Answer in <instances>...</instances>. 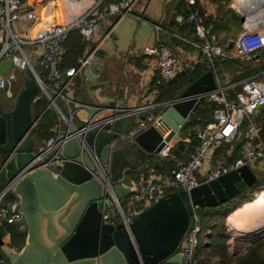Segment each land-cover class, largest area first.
I'll return each mask as SVG.
<instances>
[{
  "label": "water",
  "instance_id": "water-1",
  "mask_svg": "<svg viewBox=\"0 0 264 264\" xmlns=\"http://www.w3.org/2000/svg\"><path fill=\"white\" fill-rule=\"evenodd\" d=\"M162 36L166 42L164 31ZM95 60L96 55L90 58L83 75L89 76ZM13 66L11 59H3L0 75ZM99 72L117 76L106 65ZM97 78L85 87L87 95L77 92L70 98L66 126L61 121L55 126L61 162L54 165L52 155L44 154L45 145L35 147L32 131L39 122L32 102L39 85L32 70L14 104L2 102L0 159L8 180L3 192L12 190L17 197L3 205L20 213L26 232L19 248L0 240L10 264H184L179 248L194 208L233 201L258 181L250 166L240 167L214 179L203 177L190 191L169 192L133 213L130 231L121 221H105L113 199L103 180L110 181L119 198L131 194L124 184L128 171H144L145 161L160 154L167 142L186 136L182 126L219 83L213 70L206 71L174 99L159 102L150 119L129 105V93L120 97L121 83L108 93L109 81ZM97 85H104L100 92L92 89ZM8 95L13 96L11 86Z\"/></svg>",
  "mask_w": 264,
  "mask_h": 264
},
{
  "label": "built area",
  "instance_id": "built-area-1",
  "mask_svg": "<svg viewBox=\"0 0 264 264\" xmlns=\"http://www.w3.org/2000/svg\"><path fill=\"white\" fill-rule=\"evenodd\" d=\"M135 1L111 0L104 9H101L98 4L88 13L68 24L58 23L52 28L38 30L34 37H26L14 30V26L25 18L34 22L38 14L36 7H26L25 0H0V62L8 58L14 63L7 74L0 75V90L6 89L10 82L16 80L17 70H32L39 89L48 98L49 106L55 109L59 121H67L68 117L58 101L63 99L70 106V97L66 95V89L73 78L89 62V56L85 53L79 58L76 66L69 68L66 73L62 71L60 62L63 44L69 32L78 29L84 37H89L97 30L102 17L122 16L131 13ZM188 3L191 5L188 15L180 13L176 19L194 26L195 38L188 41L212 64L228 59H251L254 55L264 51V27L260 28L259 24L250 26L245 22V29L234 41L233 46L227 50L217 42L209 40L210 29L206 25L204 13L197 5V0H188ZM157 29L162 28L157 26ZM178 36L181 37V35ZM32 45L37 46L40 50L37 66L33 63L31 53L26 48ZM146 51L158 56L159 77L156 80V86L172 81L177 74L179 64V57L173 46L167 42H160L147 47ZM240 84L241 88L236 91L234 97L229 96V88L224 85L208 93L207 98L216 103V107L212 111V120L196 129L199 143L191 152L189 159L156 177L142 176L135 181L131 186L132 193L124 197L129 213L123 208L121 198L118 197L110 181L103 180L109 197L113 199V206L104 213L103 219L115 223L121 221L130 231L133 213L142 211L171 191L178 189L190 191L199 186L201 178L198 173L204 168H207L205 177L210 180L240 167H251L253 163L263 158L264 144L257 142L260 137L259 127L252 120L251 115L264 107V71L242 80ZM155 107V103H150L137 108V110L144 113ZM152 116L149 118L151 119ZM243 126H245L247 134L241 143L240 157L232 159L231 155L227 153L215 156L213 151L217 147L233 143L240 138ZM167 143L162 148L161 154L169 152L170 146ZM44 148L45 155H52V165L61 162V146L57 142L56 136L47 139ZM1 171H3L2 168ZM5 194L6 192H2L0 201ZM198 209V206L194 208L190 226L179 248L184 256V264H198L196 253L203 231L202 218ZM0 217L24 228V225L19 223L20 213L9 206L1 207ZM209 233L210 231L207 232V234ZM260 233L264 234V232ZM7 235L9 238L11 237L10 232Z\"/></svg>",
  "mask_w": 264,
  "mask_h": 264
},
{
  "label": "crops",
  "instance_id": "crops-1",
  "mask_svg": "<svg viewBox=\"0 0 264 264\" xmlns=\"http://www.w3.org/2000/svg\"><path fill=\"white\" fill-rule=\"evenodd\" d=\"M109 1L111 0H25L26 7H36L38 12L37 18L34 22L26 18L17 22L14 26V30L22 36L32 37L35 36L38 30L52 28L58 23L68 24L74 19L88 13L89 10L98 4L101 9H104ZM179 2L180 0H136L134 9L131 13L122 16L108 15L102 17L99 21L97 30L89 37H84L81 33L80 36L76 31L70 35L68 34V37L63 44V53L60 62V66L63 64L61 69L64 73H66L69 68L76 66L79 58L85 53L88 54L89 61L90 58L95 55L96 60L94 61L92 70L89 71V76L83 75V69L73 78L68 89H66V95L70 98L77 92L87 95L85 87L92 84L90 83L91 78L93 77L96 79L100 74L99 69L106 65V67L114 68L117 71V76L109 78L105 73H101L97 79L109 81V89L106 90L108 93L114 92V86L118 82L121 83L120 97L125 98L129 93L128 102L131 107L139 108L150 103H155L157 105L159 103V101H157L159 95L165 96L166 98L163 99L165 101H168L169 99L172 100L176 95L173 90L184 83L189 75L194 74L196 70L203 72L212 64L190 43V41H188L195 38L193 27L187 22L176 21L175 17L180 14V12L177 11ZM185 2L187 7L191 8L188 5V0H185ZM198 2L201 6L199 7L206 17V25L210 29L209 40L217 42L227 50L230 49L233 46L234 41L245 29L244 23L249 20L248 15L242 11L243 9H241L243 8V1L231 0L228 2V0H199ZM237 2H239L240 5ZM157 26H160L162 29L158 30ZM241 26L242 29L238 30V27ZM162 31L165 32L166 42L170 43L175 49L179 57V64L173 82L159 88V86H156V80L159 77L158 56L156 54H149L146 51V48L164 42ZM178 35H181V37ZM79 37H82L83 42L85 43L83 54L78 57L74 56V62H72L73 59L69 58L64 62V56L68 51L65 44L67 43L69 46H75L72 49L75 51L77 49V39ZM29 49L31 51V59L37 66L40 50L35 45L29 46ZM87 49H89V53H87ZM251 59L253 60L252 62H254V67L256 66L255 68L263 67L264 54L259 59ZM232 61L233 60L228 59L226 61H219L212 64L216 66V71H213L219 86H227L229 88L228 94L230 97L235 96L237 85L241 82H234L233 79L241 75L243 72L242 70H238L237 67H234L235 65H231L230 63ZM86 66L84 68H86ZM234 71H236V73L233 74ZM27 72L29 71L17 70L16 80L12 81L11 85L9 83L6 89L0 90L1 100H5L9 96L8 91L11 86L13 96L10 97V103L12 105L14 104L20 91L24 88ZM103 87L104 85H97L92 86V89L96 90V92H100ZM60 102L63 103L67 109V112L64 111L66 115H69L70 106L63 99H61ZM209 102L212 101L209 98H206L198 107L196 116L190 117L182 126V131L186 133V136L172 138L167 143V145L170 146V150L167 154L160 153L145 161L146 168L144 171H140V177L146 176L152 178L161 173L168 172L170 169L169 165L163 166L161 169H158L157 167L158 164H161L160 162L163 163V160H172L174 166H176L189 159L190 154L193 151L191 150L193 149L191 148V143L193 140L197 141L196 129L203 126L201 125V122L204 117H211L212 115L211 111H206L203 113V117L199 116L200 110H204L206 103ZM32 111L34 115L33 107ZM155 112L156 111L152 109L145 113L148 116H151L154 115ZM251 118L259 127L260 137L257 139V142L264 144V138H262V131L264 130V107L252 114ZM61 124L62 127H65L67 123L66 121H61ZM246 134L247 132L244 127L241 130L240 138L238 140L217 147L213 151V154L217 156L221 153H227L231 155L232 159L239 158L241 155V143ZM34 138L35 147L44 146L46 144L47 140H41L36 137ZM182 143L185 144V149L180 150L178 147ZM2 165L3 161L0 159V169L2 168ZM251 168L257 175L258 180L264 179V157L253 163ZM206 173L207 168H204L198 173V176L203 178ZM138 179L128 174L124 184L131 188L133 183ZM263 186L264 183L261 187L263 188ZM261 191H256V194L254 192L255 197ZM261 198H264V194ZM259 202L260 201L258 200L257 203L248 210L244 218ZM231 228L232 227L228 226L229 230H231ZM22 229L25 230V227ZM8 233L9 232H7L1 239L10 245L9 241L11 240V237H8ZM205 242L207 243L208 240H205Z\"/></svg>",
  "mask_w": 264,
  "mask_h": 264
},
{
  "label": "trees",
  "instance_id": "trees-1",
  "mask_svg": "<svg viewBox=\"0 0 264 264\" xmlns=\"http://www.w3.org/2000/svg\"><path fill=\"white\" fill-rule=\"evenodd\" d=\"M199 0H197V5H199ZM188 5L191 7V5L188 3ZM201 7V6H200ZM191 8L187 7V4L185 0H180L178 12L188 15ZM176 19V17H175ZM177 21V19H176ZM193 27L194 26L190 24ZM76 31L78 34H80V31L78 29H74L69 32V35ZM81 36V34H80ZM67 47V52L64 56V62L69 58L73 59L72 62H74V56H80L83 54V50L85 48V43L83 42L82 37H79L77 39V49L73 51V47L75 46H69V44H65ZM233 60L230 64L235 65L234 67H237L238 70H242L243 72L241 75L234 78V82L242 81L246 77H250L255 75L256 73L263 72L264 71V65L263 67H254V62H252V59H229ZM226 61V60H225ZM229 64V62H228ZM63 67V64L61 65ZM208 70H215V65H209V67L201 72L195 71L194 74L189 75L184 83H182L180 86L176 87L173 92L176 94L172 99H174L176 96L181 94L190 83L195 81L197 78H199L203 73H205ZM236 73V71L233 72V74ZM175 79V78H174ZM173 79V80H174ZM170 81L169 83H163L159 85V88L164 87V85H169L173 82ZM241 88V84L239 83L237 85V90ZM172 97V95H171ZM166 98L165 96L159 95L157 98V101H165L163 100ZM171 100V99H169ZM207 101V100H206ZM32 107L34 110V117L38 120L39 126L37 129L32 131V134L34 137L41 139V140H47L53 136H55V126L59 122L57 113L55 109L49 106V100L46 97L45 94L42 93V91L39 89V92L36 96L35 101L32 103ZM216 107V103L209 102L206 103L205 109L200 110L199 116L203 117V113L206 111H213ZM210 120H212L211 117H204L202 119L201 125H205ZM245 127V126H243ZM262 138H264V130L262 131ZM196 140H193L191 143V150H194L196 145L199 143L198 138L196 137ZM180 150L185 149V144L182 143L178 147ZM158 164V169L162 168L163 166L169 165L170 169L174 166V162L172 160H163V163ZM162 165V166H160ZM164 169V168H163ZM169 169V170H170ZM128 174L132 175L134 178H139L141 172L138 170H129ZM264 183V179H259L249 190L242 193L238 198H236L233 201H227L223 204H220L218 206L214 207H199V212L202 218V225H203V231L202 235L200 237L199 245L197 248V257H198V264H212V260L214 257H217L220 260L221 264H264V237L259 238L256 241L253 242V244L247 249V251L243 254H236L230 252V245L228 243L229 239V233H228V227L226 225V218L231 214L234 210V212L229 216L228 219L232 218L235 215V212L237 208L239 209L246 203L247 205L244 207L243 211L237 215V219H230L231 226L234 227L239 224L244 219V216L248 212V210L255 204L257 201L261 198V196L264 194V190H262V184ZM8 184V180L6 178V175L4 171L0 172V194L4 191L5 187ZM261 191L258 193L257 197L255 198L254 192ZM260 195V197H259ZM17 197L13 193L12 190L8 191L2 200L0 201V209L3 206L4 202H9L15 200ZM250 201V202H249ZM249 202V203H248ZM239 209L237 211H239ZM238 213V212H237ZM234 227L233 229H236ZM210 231V234H207V232ZM7 232H10L11 234V241L10 245L14 247H21L26 240V232L22 228H20L17 224L9 223L7 220H3L0 217V240L2 237L6 235ZM205 240H208L206 243ZM4 261V262H3ZM0 264H10L7 256L4 254V252L1 250L0 247Z\"/></svg>",
  "mask_w": 264,
  "mask_h": 264
},
{
  "label": "bare ground",
  "instance_id": "bare-ground-1",
  "mask_svg": "<svg viewBox=\"0 0 264 264\" xmlns=\"http://www.w3.org/2000/svg\"><path fill=\"white\" fill-rule=\"evenodd\" d=\"M244 4V11L248 14V24L258 25L264 22V0H241ZM258 195V194H257ZM260 197V195H259ZM261 207H258V206ZM257 206V207H256ZM253 207L248 215L240 222L235 229L241 235H252L264 232V198ZM250 219V220H249Z\"/></svg>",
  "mask_w": 264,
  "mask_h": 264
},
{
  "label": "rangeland",
  "instance_id": "rangeland-1",
  "mask_svg": "<svg viewBox=\"0 0 264 264\" xmlns=\"http://www.w3.org/2000/svg\"><path fill=\"white\" fill-rule=\"evenodd\" d=\"M231 0H228V2H230ZM263 1V0H262ZM239 5L240 3L237 2ZM237 4V6H238ZM243 9L242 11H244V4H242ZM246 13V12H245ZM248 15V14H247ZM248 24V23H247ZM259 26H261L260 28H263L264 27V22H261L259 23ZM242 29V26L241 27H238V30H241ZM28 49V51H30L29 49V46L26 47ZM31 52V51H30ZM0 97H1V94H0ZM60 103V105L63 107L64 111L67 112L66 110V107L63 103L60 102V100L58 101ZM264 190V186L262 188V191ZM258 192V191H257ZM255 192V194L257 193ZM260 193V192H259ZM255 196V195H254ZM257 197V195H256ZM255 197V198H256ZM262 199V198H261ZM261 199H259V201H261ZM250 202V201H249ZM248 202V203H249ZM121 203H122V206L123 208L126 210V212L129 213V211L127 210V205H126V199L125 198H121ZM247 204L245 203L240 209L239 211L236 210L235 212V215L230 218V219H237V215H239L244 207L246 206ZM257 207V206H256ZM258 207H261L260 205ZM262 208H264V206H262ZM198 212H199V209H198ZM238 212V213H237ZM200 213V212H199ZM230 216V215H229ZM229 216L226 218V225L228 224V226L232 227L231 225L233 224H230V219L228 220ZM250 220V219H249ZM227 226V227H228ZM228 233H229V239H228V243L230 245V252L232 253H236V254H243L247 251V249H249V247L253 244L254 241H256L259 237H261L262 235L264 234H258V235H255V234H252V235H241L239 234L237 231H235V229H233V227L231 228V230L228 229ZM231 233V234H230ZM238 238V239H237ZM246 250V251H244ZM212 264H221L220 263V260L217 259V257H214V259L212 260Z\"/></svg>",
  "mask_w": 264,
  "mask_h": 264
},
{
  "label": "flooded vegetation",
  "instance_id": "flooded-vegetation-1",
  "mask_svg": "<svg viewBox=\"0 0 264 264\" xmlns=\"http://www.w3.org/2000/svg\"><path fill=\"white\" fill-rule=\"evenodd\" d=\"M5 100H7V101L9 102V104H11V103H10V101H11L10 99H7V98H6ZM2 102H3V100L0 99V109H1L2 106H3V103H2Z\"/></svg>",
  "mask_w": 264,
  "mask_h": 264
}]
</instances>
